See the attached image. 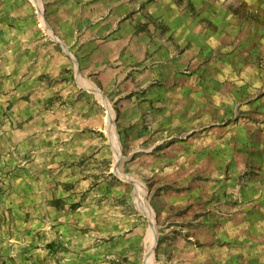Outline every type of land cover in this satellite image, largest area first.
<instances>
[{
    "label": "rangeland",
    "instance_id": "374dc122",
    "mask_svg": "<svg viewBox=\"0 0 264 264\" xmlns=\"http://www.w3.org/2000/svg\"><path fill=\"white\" fill-rule=\"evenodd\" d=\"M66 11L88 17L82 0H0V264H264L263 215L132 134L144 87L89 62Z\"/></svg>",
    "mask_w": 264,
    "mask_h": 264
},
{
    "label": "crops",
    "instance_id": "0c3cea01",
    "mask_svg": "<svg viewBox=\"0 0 264 264\" xmlns=\"http://www.w3.org/2000/svg\"><path fill=\"white\" fill-rule=\"evenodd\" d=\"M82 6L88 17L76 21L66 11L65 27L80 24L78 34L92 48L87 60L133 71L135 85L144 87L130 101L144 112L132 134L148 137L154 149L162 145L165 164L181 167L185 179L200 186L210 177L216 194L245 200L263 215L255 221L263 227L264 70L256 60L264 53V0ZM227 254L228 263L241 264L236 252Z\"/></svg>",
    "mask_w": 264,
    "mask_h": 264
},
{
    "label": "built area",
    "instance_id": "2783aa9c",
    "mask_svg": "<svg viewBox=\"0 0 264 264\" xmlns=\"http://www.w3.org/2000/svg\"><path fill=\"white\" fill-rule=\"evenodd\" d=\"M256 65L259 69L264 70V53L258 56Z\"/></svg>",
    "mask_w": 264,
    "mask_h": 264
},
{
    "label": "trees",
    "instance_id": "16d2710c",
    "mask_svg": "<svg viewBox=\"0 0 264 264\" xmlns=\"http://www.w3.org/2000/svg\"><path fill=\"white\" fill-rule=\"evenodd\" d=\"M46 248L49 252H55L58 250L59 244L56 242H51V243L47 244Z\"/></svg>",
    "mask_w": 264,
    "mask_h": 264
},
{
    "label": "bare ground",
    "instance_id": "6f19581e",
    "mask_svg": "<svg viewBox=\"0 0 264 264\" xmlns=\"http://www.w3.org/2000/svg\"><path fill=\"white\" fill-rule=\"evenodd\" d=\"M150 257V256H149ZM150 259H152L151 257H150ZM148 261H150V260H148Z\"/></svg>",
    "mask_w": 264,
    "mask_h": 264
}]
</instances>
